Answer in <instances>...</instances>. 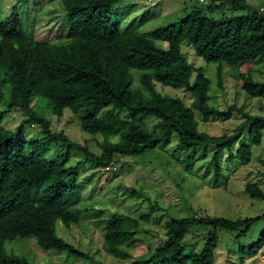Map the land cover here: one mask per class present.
Wrapping results in <instances>:
<instances>
[{
    "label": "trees",
    "instance_id": "16d2710c",
    "mask_svg": "<svg viewBox=\"0 0 264 264\" xmlns=\"http://www.w3.org/2000/svg\"><path fill=\"white\" fill-rule=\"evenodd\" d=\"M121 2L62 0L69 30L66 39L58 43L29 36L14 13L0 23V72L4 71L0 75V100L9 85L10 109L27 112L34 98L43 99L54 117H63L68 109L83 131L106 138L98 143L103 150L99 156L87 145L71 141L63 131H55L46 119L25 120L15 131L0 126V264H31L5 250L7 241L28 238H34L45 251L88 258L56 229L58 221L69 230L82 222L79 205L89 184L78 181L75 171L68 168L74 151L105 168L112 162L117 164L115 158L138 156L178 135L176 153H186L183 162L195 160L201 148L215 147L207 173L213 170L218 184L225 170V153L231 160L250 164L253 147L263 143L264 116L252 115L245 106L221 110L211 105L212 80L197 73L182 46L187 43L207 63L220 64L221 88L225 64L243 80L242 89L249 99L264 102V82L240 70L241 65L264 58V12L251 10L246 0H225L219 8L214 3L205 9L196 8L175 24L141 33L135 25L122 26L115 13ZM226 5L242 14L218 19L209 16ZM149 18L143 15L142 23ZM158 85L185 90L193 97V104L164 95ZM235 112L242 114L244 122L231 133L213 136L200 129L199 115L205 120L226 121ZM4 118L0 110V123ZM148 121H155L152 128ZM28 123L41 127L39 137L28 139ZM59 142L65 143V151L49 159L52 147ZM245 191L252 199L264 200V192L257 185L247 184ZM263 218L172 219L167 223L165 240L152 257L132 264H215L220 230L237 232L241 237ZM105 224V252L123 261L132 259L128 249L142 242L136 231L139 221L115 213ZM261 249L264 235L243 255L252 258Z\"/></svg>",
    "mask_w": 264,
    "mask_h": 264
},
{
    "label": "rangeland",
    "instance_id": "374dc122",
    "mask_svg": "<svg viewBox=\"0 0 264 264\" xmlns=\"http://www.w3.org/2000/svg\"><path fill=\"white\" fill-rule=\"evenodd\" d=\"M208 1L219 8L225 0ZM246 1L251 10L264 8V0ZM131 2V5H127L122 0L115 13L122 20L123 27L135 25L134 29L141 33L175 24L196 8L205 9L198 0H155L154 4L148 0ZM13 13L21 19L27 34L37 40L58 43L67 37L69 26L65 22L62 0H0V23L6 22ZM240 14L242 13L232 12L230 6L226 5L219 12L210 13L209 16L218 19ZM143 15L151 17L142 23ZM134 20H137L136 24L132 22ZM182 50L197 73H204L212 80L209 93L211 105L221 110L232 105L245 106L246 111L252 115L264 116V102L248 98L242 89L243 80L234 75L231 66L223 64L221 88L218 78L220 64L207 63L198 57L194 48L187 43L183 44ZM240 70L245 74L249 73L255 80L264 82L263 57L256 63L241 65ZM198 74H195V78ZM0 75L2 77L4 71H1ZM139 85L136 75L135 87ZM158 90L164 95L183 99L189 106L193 104V97L185 90L162 85H158ZM10 95L11 88L7 85L0 100V110L5 113L0 126L15 131L25 120L46 119L55 131H63L71 141L87 145L99 156L102 154L103 150L98 143H102L106 138L83 131L78 118L74 117L70 110H65L61 118L54 117L48 102L37 98L31 101L30 111L10 109ZM199 122L201 130L218 136L224 132L235 131L244 119L242 114L235 112L232 118L226 121L216 118L205 120L199 115ZM154 124L155 121H148L150 128ZM40 128L28 123L25 126L28 139L39 137ZM178 143V135H173L169 143H163L156 149L147 150L138 156H123L121 160L115 158L118 161V173L107 172L102 164L86 161L83 154L72 152L68 168L75 171L78 181H86L89 184L79 205L83 211L82 222L69 230L58 221L56 229L60 237L73 244L88 258L79 259L70 257L66 252L45 251L34 238L7 241V254L28 260L31 264H132L134 261L149 260L152 257L158 244L165 240L167 223L172 219L211 216L237 221L264 216V200L252 199L245 191L247 184H253L264 192V137L262 145L253 147V159L250 164H243L237 159L231 160L230 154L225 153V170L218 184L215 183L213 170L207 173V163L211 160L215 147L201 148L195 160L183 162L186 153H176ZM64 145V142H59L53 146L48 158L64 152ZM132 190L137 193L134 195ZM88 209L89 212L86 211ZM115 213L137 219L140 223L136 231L142 242L128 249L133 257L130 260L117 259L103 249L105 221ZM202 232L198 233L200 237ZM219 235L215 264H264V249L259 250L252 258L243 255V251L250 252L262 239L264 218L255 224L247 235L239 237L237 232L229 233L224 230H220Z\"/></svg>",
    "mask_w": 264,
    "mask_h": 264
},
{
    "label": "built area",
    "instance_id": "2783aa9c",
    "mask_svg": "<svg viewBox=\"0 0 264 264\" xmlns=\"http://www.w3.org/2000/svg\"><path fill=\"white\" fill-rule=\"evenodd\" d=\"M149 3L154 4L155 0H148ZM198 2L203 5V6H210L211 3L208 0H198ZM261 12H264V8L260 9ZM108 172H118L119 167L116 163L112 162L110 164H107L106 167L104 168Z\"/></svg>",
    "mask_w": 264,
    "mask_h": 264
},
{
    "label": "crops",
    "instance_id": "0c3cea01",
    "mask_svg": "<svg viewBox=\"0 0 264 264\" xmlns=\"http://www.w3.org/2000/svg\"><path fill=\"white\" fill-rule=\"evenodd\" d=\"M124 2L125 3H127V5H131L132 4V2H131V0H124ZM133 5L135 6V3H134V1H133ZM151 17V16H150ZM135 21V20H134ZM133 22V21H132ZM131 26V25H130ZM129 26V27H130ZM126 28H128V27H126Z\"/></svg>",
    "mask_w": 264,
    "mask_h": 264
}]
</instances>
